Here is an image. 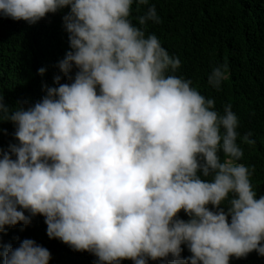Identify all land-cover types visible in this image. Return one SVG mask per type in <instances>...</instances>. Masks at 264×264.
I'll return each mask as SVG.
<instances>
[{"label": "clouds", "instance_id": "9594fccd", "mask_svg": "<svg viewBox=\"0 0 264 264\" xmlns=\"http://www.w3.org/2000/svg\"><path fill=\"white\" fill-rule=\"evenodd\" d=\"M133 2L0 0V15L29 25L66 8L70 46L57 63L67 82L54 76L28 106L0 95V121L13 124L15 141L0 149V232L41 215L50 239L93 254L96 264L264 256V194L251 184L254 166L238 162L231 104L218 112L175 74L179 58L129 19ZM140 5L148 6L139 25L160 23L155 5ZM228 78L220 64L207 83L219 89ZM250 136L241 142L253 144ZM181 245L190 256H181ZM0 248L3 264L51 258L33 239Z\"/></svg>", "mask_w": 264, "mask_h": 264}, {"label": "trees", "instance_id": "16d2710c", "mask_svg": "<svg viewBox=\"0 0 264 264\" xmlns=\"http://www.w3.org/2000/svg\"><path fill=\"white\" fill-rule=\"evenodd\" d=\"M155 5L160 23L138 24L137 17L148 5H132L129 19L148 34H155L161 46L180 60L176 75L190 79L192 86L222 113L231 104L238 118L237 143L243 155L238 161L250 167V181L257 196L264 194V0H148ZM67 9L46 14L33 25L0 15V95L15 107L38 101L45 91L42 85L54 86L53 77L61 76L59 60L70 50L68 33L62 22ZM227 64L229 78L216 89L207 83L212 68ZM44 68L41 75L38 69ZM0 149L15 142L11 122L0 121ZM251 133L253 144L241 142ZM211 208V205L208 206ZM27 214V213H26ZM181 219L188 217L181 210ZM23 239H33L50 252L49 264H96L97 258L87 251H75L59 239L46 234L44 217H32L28 225L18 223L0 232V246L17 247ZM181 256H190L181 245ZM2 251V248H0ZM0 264L3 258L0 256ZM120 264H133L130 259ZM148 264H161L159 259ZM229 264H264V256L255 251L246 257H230Z\"/></svg>", "mask_w": 264, "mask_h": 264}]
</instances>
